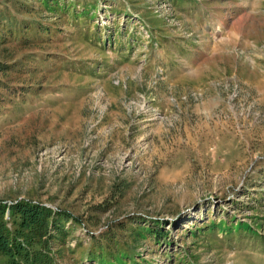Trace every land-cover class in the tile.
I'll return each mask as SVG.
<instances>
[{
    "label": "rangeland",
    "instance_id": "rangeland-1",
    "mask_svg": "<svg viewBox=\"0 0 264 264\" xmlns=\"http://www.w3.org/2000/svg\"><path fill=\"white\" fill-rule=\"evenodd\" d=\"M22 200L64 214L32 264H264V0H0Z\"/></svg>",
    "mask_w": 264,
    "mask_h": 264
},
{
    "label": "trees",
    "instance_id": "trees-1",
    "mask_svg": "<svg viewBox=\"0 0 264 264\" xmlns=\"http://www.w3.org/2000/svg\"><path fill=\"white\" fill-rule=\"evenodd\" d=\"M9 208L11 215L18 219V226L13 235L2 219V223H0V250L10 257L11 264H22L24 260L28 261V264H32L35 257L30 258V251L35 244L34 237L44 235L50 224L53 221L57 223V220L62 218L64 214L56 212L42 203L27 200L12 204ZM6 209V204L0 206V218L4 217Z\"/></svg>",
    "mask_w": 264,
    "mask_h": 264
}]
</instances>
